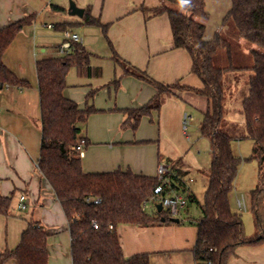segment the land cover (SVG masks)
Masks as SVG:
<instances>
[{
	"label": "trees",
	"instance_id": "16d2710c",
	"mask_svg": "<svg viewBox=\"0 0 264 264\" xmlns=\"http://www.w3.org/2000/svg\"><path fill=\"white\" fill-rule=\"evenodd\" d=\"M144 10L147 18L167 13L174 46L189 52L192 72L201 78L203 85L162 83L129 65L115 53L113 58L124 67L126 74L147 81L157 90L147 104L124 109L127 118L123 125L137 129L143 116L159 109L166 96L180 90L207 98L209 104L203 112L200 127L202 135L210 140L212 159L206 171L209 184L202 204L203 212L197 221L198 231L192 252L196 264H229L240 246L264 243V0H232L227 15L234 20L239 35L260 48L253 51L254 76L250 78L248 96L242 102L244 134L237 123L224 117L223 80L228 68L217 67L214 56L220 48L230 44L219 33L212 40L205 38L206 23L201 19L208 18L206 0H161L159 6ZM83 18L85 23L98 25L107 33L108 24L92 17L88 10ZM33 20L31 15L0 28V83L4 86L30 87L29 81L20 78L5 64L3 55L17 34ZM91 56L83 43L73 41L66 54L37 60L42 120L38 167L52 186L68 220L73 264H150L148 253L125 255L119 227L123 224L150 226L173 222V216L164 209L159 212L155 207L154 214L143 209V203L153 195L182 194L187 202L198 199L186 185L185 173L189 170L182 157L176 161L168 160L171 170L165 183L157 176L131 170L84 171L82 157L76 150L80 124H85L98 109L93 104L80 107L64 91L67 75L73 66L89 77L102 74L100 66L91 65ZM115 82L118 83L119 79ZM93 96L94 92H90L89 97ZM238 138L253 140V157L259 165L258 184L250 193L256 226L252 236L245 233L242 215L233 209L230 198L242 162L233 151V140ZM11 203L12 196L0 193L1 214H9ZM94 222L97 226H93ZM48 237L41 222L30 220L19 244L1 252L0 264L12 259L18 264H49Z\"/></svg>",
	"mask_w": 264,
	"mask_h": 264
},
{
	"label": "crops",
	"instance_id": "0c3cea01",
	"mask_svg": "<svg viewBox=\"0 0 264 264\" xmlns=\"http://www.w3.org/2000/svg\"><path fill=\"white\" fill-rule=\"evenodd\" d=\"M75 2L84 8V13L88 10L92 17L108 24L107 33L98 25L88 26L83 16L70 14V0H0V28L27 16L34 17L33 22L24 26L17 34L3 55L5 64L20 78L29 81L30 87H0V193L12 196V201L15 199L14 204L11 203L9 214L0 213V254L5 249H14L29 221L36 220L41 222L49 234V264L73 262L68 220L52 186L38 167L42 120L36 63L38 59L63 55L60 53V46L66 40L62 37L58 44V55H49L48 44L43 40L44 32L52 28L69 31V27H72L73 33L82 37V43L91 52L90 61L94 67H101L100 63L104 60L110 66V62H116L113 58L116 53L129 65L162 83L180 82L192 87L203 85L201 78L192 72L189 52L174 46L167 13L146 17L144 8L157 7L161 0ZM50 24L54 27H49ZM94 26L97 28L94 31L97 40L90 43L87 30ZM77 27L82 31H76ZM114 68V74L104 83L98 82V86L88 84L91 87L83 105L78 102L79 99L67 80L64 91L67 97L77 100L80 107L95 102V107L103 110V113H92L89 116V128L80 131V138L87 140L84 156H81L83 169L88 173L121 169L157 176L156 168L162 159L176 161L182 156L178 153L171 156L167 150L162 151L161 144L157 148L152 145V141L159 137L162 142L163 139L167 140L168 134L174 136L185 133L186 130L182 128L185 115L190 116L189 106L196 105L203 113L209 102L207 98L191 91L168 95L159 109L143 116L138 136L133 137L127 131L118 129L119 123L127 118L124 109L147 104L157 90L147 81L126 74L124 68L119 69L118 65ZM115 79H119V82H115ZM98 91L102 95L101 101L96 97ZM90 92H94L93 98L89 97ZM95 118L104 120V129H101L99 136H95L90 128ZM109 121L113 124H109ZM191 178L195 182V178ZM186 185L188 186L187 179ZM192 192L195 194L194 190ZM21 195H26L25 209L19 208ZM21 210L29 211L23 215L19 212ZM178 218L179 222L150 226L121 225L119 232L125 255L192 251L198 225H186L189 220L185 221L186 217L183 215ZM6 264L18 262L12 259ZM229 264H264V243L240 246Z\"/></svg>",
	"mask_w": 264,
	"mask_h": 264
},
{
	"label": "rangeland",
	"instance_id": "374dc122",
	"mask_svg": "<svg viewBox=\"0 0 264 264\" xmlns=\"http://www.w3.org/2000/svg\"><path fill=\"white\" fill-rule=\"evenodd\" d=\"M74 1L78 2V0ZM231 7L232 0H206L208 18L201 20L206 23L205 38L207 40L214 39L217 33H219L222 38L227 40L230 44L229 47H222L218 50L214 56V63L217 67L225 69L228 68L224 74L223 80V87L225 90V96L223 99L224 117L230 122L237 123L240 127L241 134H244L245 115L243 112L242 102L243 99L248 96L250 78L254 76L253 51L260 50V48L239 35L234 20L227 16ZM88 26H90V24ZM90 27L87 30L89 36L88 42L94 43L97 40L94 32L97 28H95V26L94 28ZM68 30L70 33L74 32L72 27H69ZM75 30L79 31L80 29L77 27ZM65 32L66 31L64 30H58V28L48 29L44 32L43 40L48 44L49 55L59 54L57 47L62 41V37H65L66 39ZM104 61H101L100 63L102 68V74L100 77H89L85 72L76 66H73L69 70L67 75L68 84L71 89L75 91V94L79 99L78 102H81V105L85 103L86 94H88L91 87V85L88 84L91 83L93 86H98V82L104 83L109 76L114 74L115 65H118L119 69L124 68L118 62H110V66H107V62ZM90 63L93 66V62L90 61ZM96 97H98L101 101L102 95L99 91ZM103 100L104 99H102V101ZM92 103L94 106H97L95 102ZM188 110L190 116L188 117L187 122L183 124L182 128V130H186L185 133L182 132L181 135L178 134L174 136H170V134H168L166 135L167 140L163 139L162 142H160L159 137H157L156 141H152V145H155V147L158 148L159 144H161L162 151L167 150L171 156H176V153L182 156L184 160L183 164L186 166L185 168L189 170V172L185 173V178L188 181V186L191 188V191L194 190L198 201L188 202L186 207L183 209L181 216L183 215L184 218L186 217L185 221L189 220L186 225H195L203 212L202 204L205 201L206 190L209 184L206 171H208L211 164L212 154L210 149V140L201 133L200 125L203 113L200 110V107H197L196 105L189 106ZM98 113H103V110L98 109V111L93 114ZM89 120L90 118L85 124H80L81 130L85 131L89 128ZM109 124L112 125L113 123L109 121ZM90 128L95 136H99L101 129H104V120L102 118H95ZM118 129L123 132L127 131V133H130L133 137H137L140 125L137 129H133L125 127L122 121L119 123ZM144 132H146V130H144ZM232 145L234 153L242 158V162L239 166L238 174L235 180V187L230 195L231 204L233 209L240 212L242 215L245 233L247 235H252L256 232V226L254 222V215L251 211L250 193L257 186L259 180L258 161L253 157L254 142L251 138H238L233 140ZM190 177H194L195 182H191L189 180ZM240 198H244L245 206L244 204H239ZM12 202L14 204L15 199ZM155 209L154 203L149 202L147 204L148 214H154ZM164 210L167 211L166 209ZM28 211L29 210H21L19 212L24 215ZM149 256L150 264H194L193 253L190 250L150 253Z\"/></svg>",
	"mask_w": 264,
	"mask_h": 264
},
{
	"label": "built area",
	"instance_id": "2783aa9c",
	"mask_svg": "<svg viewBox=\"0 0 264 264\" xmlns=\"http://www.w3.org/2000/svg\"><path fill=\"white\" fill-rule=\"evenodd\" d=\"M49 27H54L53 24H50ZM73 41H78L80 43L83 42L82 37L79 36L77 33H70L69 31H66V40L61 44L60 46V53L66 54L71 49V44ZM188 116L185 115L184 123L187 122ZM87 145V140L82 137L79 138L77 144H76V150L79 152L80 156H84L85 153V147ZM171 166L170 163L167 161V159H162L157 167V177L162 182H167L168 180V174L170 173ZM190 181H193L191 178ZM161 190V187L159 188V191ZM95 202H99V200H95ZM149 202H152L154 204L161 202L163 204V208L166 209L172 216L174 217H180L183 213V209L187 205V199L181 195V194H170V195H153L151 196L147 201L143 203V209H147V204ZM245 203L244 198L239 199V204L243 205ZM245 206V204H244ZM27 207L26 205V195H21L19 200V208L25 209ZM93 226H97V223L94 222ZM112 227V226H111Z\"/></svg>",
	"mask_w": 264,
	"mask_h": 264
},
{
	"label": "water",
	"instance_id": "95a60500",
	"mask_svg": "<svg viewBox=\"0 0 264 264\" xmlns=\"http://www.w3.org/2000/svg\"><path fill=\"white\" fill-rule=\"evenodd\" d=\"M69 13L72 15H78V16L82 17L84 15V8L79 7L74 0H70ZM2 86H3V84L0 83V87H2ZM155 207L157 208V210L159 212H161L164 209L163 204L161 202L156 203ZM162 220H164V218H162ZM172 221L173 222H179L180 218L173 217Z\"/></svg>",
	"mask_w": 264,
	"mask_h": 264
},
{
	"label": "clouds",
	"instance_id": "9594fccd",
	"mask_svg": "<svg viewBox=\"0 0 264 264\" xmlns=\"http://www.w3.org/2000/svg\"><path fill=\"white\" fill-rule=\"evenodd\" d=\"M184 2H186V0H184Z\"/></svg>",
	"mask_w": 264,
	"mask_h": 264
}]
</instances>
